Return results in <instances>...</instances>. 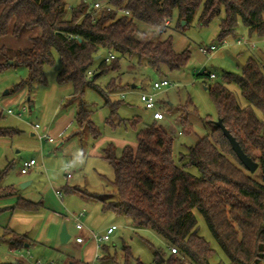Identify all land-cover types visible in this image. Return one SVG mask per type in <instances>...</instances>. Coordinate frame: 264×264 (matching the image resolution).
Wrapping results in <instances>:
<instances>
[{"label": "trees", "instance_id": "trees-1", "mask_svg": "<svg viewBox=\"0 0 264 264\" xmlns=\"http://www.w3.org/2000/svg\"><path fill=\"white\" fill-rule=\"evenodd\" d=\"M96 1L81 0L70 8L68 0H0V37L12 33L20 38L33 33L29 47L0 48V72L19 66L29 71L27 79L15 85L16 90L35 82L46 84L45 67L54 64L58 55L62 63L58 83L72 84L74 97H82L87 86L97 90L110 108L109 122L116 125L114 118L119 115L121 101L110 95L120 82L113 79L104 90L95 83L96 79L118 69L125 56H138L140 62L146 60L157 72L163 66L171 71L182 68L190 57L189 51L177 53L172 37L162 38L176 13L178 20L186 23L192 21L199 8L202 24L220 18V41L235 37L240 22L250 34L264 36V0H99L103 7L98 9L94 7ZM138 21L159 29L160 36L156 40L138 37ZM103 51L106 56L102 59ZM110 52L116 57L107 62ZM210 74L196 73L197 77L213 79ZM230 84L238 86L244 103ZM207 89L218 117L243 150L259 163L255 172L241 162L215 122L210 134L180 156L188 160L179 165L172 132L155 119L138 130L136 147L126 145L118 153L110 143L103 149V158L115 173V199H109L110 193L88 194L78 187L71 190L92 195L102 202L104 210L125 213L134 227L149 228L161 235L169 254L158 253V264H212L215 250L199 233L195 210L203 215L231 264H264V62L250 57L242 74L226 72L223 82L209 84ZM2 116L0 113V138L19 133L3 127ZM134 119L136 127L141 119ZM76 121L80 128H89L99 136L92 110L84 100L78 106ZM254 150L260 155H255ZM188 167H196L199 174ZM6 172L0 174V197L16 192L5 184ZM40 206L42 202L19 197L11 208L34 211ZM6 209L0 208V213ZM5 237L12 249H22L29 243L26 234L10 231ZM172 247L178 252H172ZM102 248L106 252L103 259L116 260V254L106 244ZM122 252L124 264H146L132 254L129 246L124 245Z\"/></svg>", "mask_w": 264, "mask_h": 264}, {"label": "rangeland", "instance_id": "rangeland-1", "mask_svg": "<svg viewBox=\"0 0 264 264\" xmlns=\"http://www.w3.org/2000/svg\"><path fill=\"white\" fill-rule=\"evenodd\" d=\"M68 2L71 8L81 0ZM201 11L202 8H199L189 23L185 20L180 22L176 13L162 34V38L172 37L173 49L177 53L189 51L190 57L182 68L171 71L163 66L162 71L157 72L146 60L140 62L138 56H125L121 58L118 69H111L96 79L95 83L104 90L113 79L120 82V87L110 95L113 100L121 101L119 115L114 118L116 125L109 122L110 108L105 105V97L97 90L87 86L82 97H74L72 84L58 83V73L62 68L58 55L55 56L54 64L45 67L46 84L35 82L16 90L15 85L29 75L27 67H9L0 72V101L15 110L22 105L29 109L24 119L2 114L1 125L19 133L0 138V174L7 171L5 184L13 186L18 195L43 203L38 210L32 212L12 209L16 200L11 197L0 202V208H8L0 213V263H12L15 260H18L16 264L91 263L95 244L86 230L77 229L70 215L84 209L87 214L82 221L96 234H103L114 224L117 226L111 241L106 244L111 253L116 254V260L103 259L106 252L102 248L96 264H124V245L129 246L132 254L146 264H158V253L164 256L169 254V248L161 235L149 228L134 227L125 213L104 210L102 202L88 194L110 193V200L116 198L112 183L114 169L103 158V149L110 143L117 147L118 153L126 145L136 147L138 130L145 124L156 121L153 117L154 110L146 109L141 101V92H155L156 108L161 109L165 115L157 122L172 132L176 160L179 165H183L188 157L181 160L180 156L188 154L190 146L210 134L218 119L217 108L207 86L223 82L226 72L242 74L250 57L264 62L262 37L256 33L250 34L240 22L236 36L228 37V44H220V18L209 24H202ZM136 35L156 40L160 32L159 29L138 21ZM238 38L253 41L256 45L252 47L238 44ZM212 44H219L218 49L208 54L203 53V48ZM105 56L106 52L103 51L102 59ZM203 70L214 73L216 77H197L196 73ZM164 78L171 85L155 90L154 82ZM229 87L244 103L238 86L230 84ZM81 100L87 102L92 110V120L100 133L98 137L89 128L81 129L76 121ZM136 117H140L141 122L135 127L132 120ZM119 120L122 121L118 124ZM36 123L40 124L42 131L48 129L49 135L57 139V142H41L37 136H33L35 131L32 124ZM60 131L68 133L67 137L62 139ZM254 154L259 156L260 152L254 150ZM42 155L45 167L40 165ZM31 158H35L40 166H35L29 174L22 175L24 161ZM188 169L199 174L196 167ZM67 174L72 177L69 178ZM24 181H30L29 185L23 186ZM72 187H79L88 194L73 193L70 191ZM54 189L62 192V203L57 199ZM195 214L199 233L215 250L211 258L212 264H231L211 234L203 215L198 210H195ZM64 225L71 235L67 242L61 240ZM6 227L27 234L32 244L19 250H11L7 239L3 240ZM77 236L85 237V242L78 243Z\"/></svg>", "mask_w": 264, "mask_h": 264}, {"label": "built area", "instance_id": "built-area-1", "mask_svg": "<svg viewBox=\"0 0 264 264\" xmlns=\"http://www.w3.org/2000/svg\"><path fill=\"white\" fill-rule=\"evenodd\" d=\"M95 8H102L103 7V2L101 1H96L94 4ZM108 9H111L110 7H108ZM128 13V12H126ZM169 24V21H167L165 23V26H167ZM262 40L264 41V36L262 37ZM238 44H247L250 45L252 47H255L256 43L250 40H246L245 38H238L236 41ZM229 41L227 39H224L223 41H220V44H228ZM219 47V44H212L210 47H205L203 48V53H210L211 51H215L217 50ZM116 55L112 52H110L107 57H106V61L109 62L113 59H115ZM205 71V70H203ZM93 75V70H90L88 72V76L91 77ZM211 78H215L216 75L214 73L210 74ZM171 83L168 79L164 78L162 80L156 81L153 84V88L155 90H161L167 86H170ZM141 101L144 103L145 108L146 109H150V110H154L153 113V117L156 120H160L164 118V113L161 109H157L156 107V99H155V92H146L143 91L141 92ZM28 111V107L26 105H22L19 109L15 110L14 108H10V107H6L4 106L2 103H0V112H4L7 113L9 115H12L18 119H24L25 114ZM32 127L35 131L36 136L39 138V140L41 142H43L44 140L53 142L54 138L52 136L49 135L48 131H42L41 130V126L40 124L36 123V124H32ZM40 163L36 160V159H30L29 161H24L23 166L21 168V172L23 174L28 173L32 168H34L35 166H38ZM41 166L45 167L44 162H42V164H40ZM39 165V166H40ZM68 176H71V174H68ZM58 196L59 198L62 197V192H58ZM70 215L72 216L73 220L76 223V227L79 230H85L86 226L83 223L82 219L83 217L86 215L85 210L80 211L79 213H70ZM117 229L116 225L110 226L106 232H104L103 234H96L95 232L89 230V235L90 237L94 240L95 242V254H94V259L92 260L91 263L89 264H96L97 260L100 258V251L102 249V246L104 244H107V242L111 241L112 239V234L115 232V230ZM76 241L80 244L85 242V237L83 236H77L76 237ZM172 252H178L176 247H172L171 248ZM36 264H41V262H38Z\"/></svg>", "mask_w": 264, "mask_h": 264}, {"label": "crops", "instance_id": "crops-1", "mask_svg": "<svg viewBox=\"0 0 264 264\" xmlns=\"http://www.w3.org/2000/svg\"><path fill=\"white\" fill-rule=\"evenodd\" d=\"M35 33H38V31H35L34 32V34ZM31 34H33V33H26V34H24L22 37H20V38H16V37H14L13 35H12V33H9L8 35H6V36H4V37H0V48L1 47H7V48H11V49H18V48H26V47H29L30 45H31V43H30V41H29V36L31 35ZM21 39H23V41H20ZM19 40V41H18ZM237 41V40H236ZM134 87H136V85H134ZM137 88V87H136ZM113 94V93H112ZM111 94V95H112ZM0 103H2L1 101H0ZM3 104V103H2ZM4 106H6L5 104H3ZM6 107H8V106H6ZM28 107V106H27ZM29 110V109H28ZM1 114H3L4 112H0ZM165 116V115H164ZM161 120V119H160ZM66 128H64V129H62L63 130V132H64V130H65ZM82 129V128H81ZM45 131H48V129H44ZM61 132V131H60ZM63 132H61L60 133V137H62V139H63V137H67V134L68 133H63ZM48 133L50 134V132L48 131ZM32 135L33 136H36V134H35V132H33L32 133ZM59 137V138H60ZM49 143H56L57 142V139H54V141L53 142H50V141H48ZM61 143V142H60ZM61 145V144H60ZM61 146H63V144L61 145ZM31 159H35V158H31ZM41 162H44V157H43V155H42V158H41ZM30 172V171H29ZM29 172L28 173H26V174H29ZM22 173V172H21ZM26 174H23L22 173V175H26ZM67 176H68V174H67ZM69 178L70 177H72V176H68ZM29 183H30V181H24V182H22V185L23 186H27V185H29ZM79 188V187H78ZM71 189V188H70ZM80 190H82V191H84L83 189H81L80 188ZM54 191H55V195H56V197H57V199L60 201V203H62V197L61 198H59V196H58V192H59V190H55L54 189ZM70 191H72L73 193H80L81 194V192H76V191H73V190H70ZM14 198L15 200H16V202H17V200H18V198L19 197H22V198H24V199H27V200H30V199H28V198H25V197H23L22 195H18V193L17 192H15V194L14 195H10V196H3V197H0V202H4V201H6V199H9V198ZM30 201H32V202H34L33 200H30ZM42 205H43V203H42ZM85 210V209H84ZM83 211V210H82ZM10 212H13V210H11ZM32 212H35V210L34 211H32ZM85 212H86V210H85ZM86 214H87V212H86ZM86 216V215H85ZM115 225V224H114ZM88 233H89V228L86 226V229H85ZM10 231H13L14 233H18V234H21V233H19V232H17V231H14L13 229L11 230V229H9L8 227H6L5 228V232H4V237H3V240H6V237H5V234H7V233H10ZM92 231V230H91ZM116 231V230H115ZM115 233V232H114ZM113 233V234H114ZM113 234H112V236H113ZM27 235V234H26ZM28 236V235H27ZM92 239V238H91ZM8 240V239H7ZM29 243L28 244H26L25 245V247H28V246H30L31 244H32V241L31 240H29L28 241ZM92 242L95 244V242H94V240L92 239ZM9 244V243H8ZM24 248V247H23ZM10 249L11 250H17V249H12L11 247H10ZM95 249H96V247H95ZM12 263H14V264H16V263H18V260H15L14 262H12ZM71 264H76L75 262H73V263H71ZM82 264H89V263H87V262H83L82 261Z\"/></svg>", "mask_w": 264, "mask_h": 264}, {"label": "water", "instance_id": "water-1", "mask_svg": "<svg viewBox=\"0 0 264 264\" xmlns=\"http://www.w3.org/2000/svg\"><path fill=\"white\" fill-rule=\"evenodd\" d=\"M216 125H218L224 135L228 138L232 145V149L235 151L241 162L248 168L251 172H255L259 166V163L255 161L251 156H249L240 145L239 141L236 137L230 132V130L224 125L223 120L218 117L215 121ZM71 238V235L68 233L66 225L63 226L61 231V240L62 242H67Z\"/></svg>", "mask_w": 264, "mask_h": 264}]
</instances>
